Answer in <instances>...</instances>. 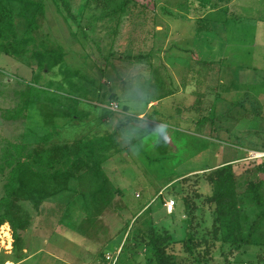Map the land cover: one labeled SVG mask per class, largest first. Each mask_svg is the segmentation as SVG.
<instances>
[{
	"label": "rangeland",
	"instance_id": "obj_1",
	"mask_svg": "<svg viewBox=\"0 0 264 264\" xmlns=\"http://www.w3.org/2000/svg\"><path fill=\"white\" fill-rule=\"evenodd\" d=\"M66 1L75 19L55 0L26 11L9 2L0 17V226L18 224L0 264L46 261L65 214L94 244L89 258L123 246L118 264H157L155 238L165 264H264V221L259 246L240 250L219 223L222 214L243 233L259 211L255 193L264 197V0ZM36 47L55 56L53 68L39 67ZM233 103L242 114L228 119ZM211 115L224 119L201 128ZM107 136L116 141L86 162L38 171L50 150ZM203 150L209 165L180 169ZM226 160L234 169L213 185ZM77 202L85 216L72 219Z\"/></svg>",
	"mask_w": 264,
	"mask_h": 264
},
{
	"label": "trees",
	"instance_id": "obj_2",
	"mask_svg": "<svg viewBox=\"0 0 264 264\" xmlns=\"http://www.w3.org/2000/svg\"><path fill=\"white\" fill-rule=\"evenodd\" d=\"M13 1L20 3L23 6V11H26L28 5H34L31 2V0H0V17L3 14L5 6L7 4H9V2H13ZM55 1L57 2L58 8L61 10V12H65L67 18L75 19V15L72 12L71 6L66 0H55ZM5 23H7V21ZM0 28L5 31V27L2 26L1 22H0ZM27 41H33V40H25L23 43L20 44V46H18V47L15 46V52H14L15 56H18L17 49L20 48L23 44L25 45L26 43H28ZM0 50H1V48H0ZM34 54L37 58V63L41 69L53 68L54 64L52 61L55 57L54 55H48L45 52H43L41 49H39L38 47H36V51ZM242 107H243V105H241V104L238 105L237 103H233L229 106V109L227 110V112H224V115H226V117H228V119H233L234 116L242 114V113H239V111ZM243 110L246 111L245 115H247L248 112H247L246 108H243ZM216 117H220V120H219V118H217V120H219V121H222L224 119L222 115H220V116L219 115H217V116L216 115L203 116L198 121V124L200 125L201 128L204 125L206 126L207 124L208 125L211 124L212 126H215L216 125L215 124L216 123V120H215ZM215 129L217 131L218 128H215ZM108 135H111V134H108ZM107 137H109V138L97 137L96 139H93L90 141L89 140L85 141L84 143H86V144H84V146H82V148H79L80 151H76V149L75 150L73 149L72 145H74V144L60 146V147H58L57 150H50L48 155L40 158L39 164H38V171L41 172V169L46 164V162H50V161H52V163L54 165H56L58 163L62 164L63 165V171H65L69 166L73 167L74 165H77L81 162H86L87 160L85 159V156L88 155L89 152H90V157H91V155L95 154L94 151H96L97 154H99L103 150L107 149V145H109L111 143L113 144L116 141L115 136H107ZM58 152H60V153L64 152L66 155L64 156V154H63V156L60 157ZM54 154H55V156H53ZM101 163L99 164V166L97 165L99 167L100 171H102L101 167H100ZM233 167H234L233 164L229 163V164L221 165L218 169H215L214 172H212L213 174H215V175H212L213 176L212 177L213 178L212 179L213 185H214V183L216 184V181H217L216 179L221 178V177H225L224 175H226L228 172H230L232 169H234ZM51 174H53V173H51ZM251 190H253V189L250 188V190H248V191L253 192ZM220 195H221V192L217 191L214 194V196L211 197V200L215 201L217 203V208H218L219 212H222V210H221L222 204L220 203ZM255 199H256V203L259 207L257 217H256L255 221L247 229L244 230L243 233L238 234L239 236L233 233L232 225L222 217L223 215L221 213H220L221 215H219V223L223 229V241H224V243L229 244V245H234L237 250H240L246 246H259L258 242H256L254 239H255L256 229L264 221V197L260 194L255 193ZM9 220L11 221V226H12L14 236H15L16 233L18 232V224L12 218H9ZM152 241L155 244L154 248L156 250L157 264H165V256L162 254V250L159 247V245L156 244V239L153 238ZM101 257H103V255ZM228 264H230V262H228Z\"/></svg>",
	"mask_w": 264,
	"mask_h": 264
},
{
	"label": "crops",
	"instance_id": "obj_3",
	"mask_svg": "<svg viewBox=\"0 0 264 264\" xmlns=\"http://www.w3.org/2000/svg\"><path fill=\"white\" fill-rule=\"evenodd\" d=\"M176 95L177 94L173 96V94H171L169 95L170 98L169 96L164 97L162 101L160 100V102L150 101L147 103V107L150 108L154 106V108L155 107L157 108L159 107L160 104L167 105L166 104L167 102L171 104L172 103L171 99L175 98ZM129 103L130 101L126 102L125 105H127V107H130L127 113L131 114L133 111L131 109V106H129ZM144 115H145L144 111L138 113V117L140 118H142V116ZM192 119H195V118L192 117ZM109 123H110L109 126H111V122ZM210 157H211L210 151L203 150L201 151L200 154L194 155L192 158H190L186 163L182 165V168L180 169L189 170L190 168H193L196 164L200 162H203L209 165L210 160H211ZM232 162L233 161L226 160V161L221 162V164L215 163L216 165L214 166L216 167V166H220V165H224V164H228ZM202 168H204V164ZM81 206L82 205L78 204L77 202V203H72L66 208V211L71 213L70 218H72L71 217L72 215L74 216V218L76 217L83 218L85 216L86 210ZM66 216L67 214H65L64 217L61 218L62 221L60 220L59 222V228H57V230L55 231V234L50 240L51 241L50 245H48V247L50 248L52 252L48 254L49 256L46 255L45 257L46 261H43L42 264H102L101 256L103 254L96 255L94 258H89L91 255H94V253L96 252L95 249L93 248L94 244L93 243L90 244L87 238H85L82 234L76 232V230L73 231L72 229H70L71 219L66 220Z\"/></svg>",
	"mask_w": 264,
	"mask_h": 264
},
{
	"label": "built area",
	"instance_id": "obj_4",
	"mask_svg": "<svg viewBox=\"0 0 264 264\" xmlns=\"http://www.w3.org/2000/svg\"><path fill=\"white\" fill-rule=\"evenodd\" d=\"M117 104L114 109H118ZM177 202L174 199H169L165 203V207L168 214H173L176 210ZM15 239L14 232L10 223L6 222L0 226V248H6L11 250L13 248ZM122 247H119L115 252L105 251L102 257V264H117L119 256L122 251Z\"/></svg>",
	"mask_w": 264,
	"mask_h": 264
}]
</instances>
